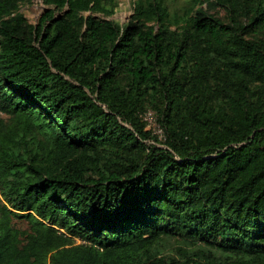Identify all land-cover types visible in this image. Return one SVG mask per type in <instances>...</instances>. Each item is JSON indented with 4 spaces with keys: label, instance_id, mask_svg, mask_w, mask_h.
I'll return each instance as SVG.
<instances>
[{
    "label": "trees",
    "instance_id": "1",
    "mask_svg": "<svg viewBox=\"0 0 264 264\" xmlns=\"http://www.w3.org/2000/svg\"><path fill=\"white\" fill-rule=\"evenodd\" d=\"M42 1L0 0V264H264V0Z\"/></svg>",
    "mask_w": 264,
    "mask_h": 264
},
{
    "label": "rangeland",
    "instance_id": "2",
    "mask_svg": "<svg viewBox=\"0 0 264 264\" xmlns=\"http://www.w3.org/2000/svg\"><path fill=\"white\" fill-rule=\"evenodd\" d=\"M134 0H120L118 8L115 14L112 16L115 20L120 23H125L130 14L133 11ZM45 9V4L42 0H32L31 3L24 4L22 6V11L29 17L30 21L37 22L40 16L43 14ZM154 143V141H149ZM160 144V141H158Z\"/></svg>",
    "mask_w": 264,
    "mask_h": 264
},
{
    "label": "built area",
    "instance_id": "3",
    "mask_svg": "<svg viewBox=\"0 0 264 264\" xmlns=\"http://www.w3.org/2000/svg\"><path fill=\"white\" fill-rule=\"evenodd\" d=\"M0 114H1V110H0ZM141 117L142 120L145 122L147 129H150L153 132V134H156L160 139L165 138L163 127L158 119V115L155 112V110L147 109L141 114Z\"/></svg>",
    "mask_w": 264,
    "mask_h": 264
}]
</instances>
